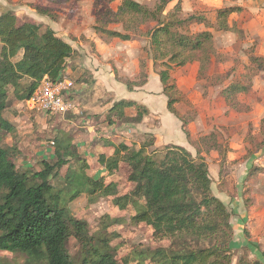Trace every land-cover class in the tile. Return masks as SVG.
Segmentation results:
<instances>
[{
    "label": "rangeland",
    "instance_id": "rangeland-1",
    "mask_svg": "<svg viewBox=\"0 0 264 264\" xmlns=\"http://www.w3.org/2000/svg\"><path fill=\"white\" fill-rule=\"evenodd\" d=\"M5 1L15 3L14 0ZM135 1L151 9L157 2ZM84 2L86 5L78 7L68 3L50 7L41 0L34 7L48 11L50 19L54 21L62 17L67 8L91 17L87 30L85 26L81 29L78 27L75 34L68 35L73 41L85 43V46L78 45L79 50L66 61L67 66H83L81 75L78 76L80 70L76 75L67 70L63 72V76L73 82L66 95L73 107L65 114L31 111L24 101L15 100L10 87L9 106L3 117L12 125L13 131L0 128V146L13 147V161L18 170H38L42 161L55 162L56 141H61V145H68L69 151L75 152L78 158L69 156L68 164L60 168L56 179L59 188H65L63 175L67 167L79 171L81 163L85 162L87 175L103 176L106 182L114 181L118 195H124L134 188L137 175L120 159L121 156L114 155L111 145L127 142L135 149L144 145L147 152L158 153L173 145H190L193 154L197 150L204 152L201 157L208 166L212 194L222 199L230 214L236 205L238 208L243 206L247 213L244 220L249 226L246 225L244 231H251L253 238L240 242L232 236L231 264H252L255 260L264 264V76L254 84V76L264 73V55L260 53L259 38L252 37L250 43L242 27L243 22L250 18L249 11L238 12L231 18L229 15L228 21L237 31L236 37L213 34L212 55L203 68H199V75L194 72L196 68L192 61L180 65V59L170 62L167 56L155 61L154 72L167 69L168 83L173 88L163 94L161 88L158 91L156 86L152 87L153 82L156 85V80L151 76V92L144 94H148L146 98L153 114L150 111L144 113L140 122L112 117L113 123H109V107L116 99L129 96V93L131 98L144 96L138 89L148 81L147 60L153 61L155 55L150 32L156 24L152 20L143 21L140 17L127 14L115 16L119 0ZM176 2L172 0L167 10ZM18 3L24 5L23 0ZM216 5L227 7L243 4L241 0H181L177 19H185L196 12L205 15L212 23ZM13 11H16L19 21L32 20L26 13H21L22 10ZM76 24L79 25V22L76 21ZM118 24L123 26H120L122 32L132 36L131 40L122 42L101 32L108 27H118ZM205 28L197 20L193 23L187 21L175 29L193 35ZM62 29H65V24ZM85 50L91 55L88 56ZM86 56L95 57L94 63H85ZM180 57L183 54L180 53ZM101 66L106 67V71L103 68L98 84L93 75L95 69ZM233 81L248 85L247 92L237 94L241 101L237 109L225 103L219 95L220 90ZM26 82L27 79L22 81L23 84ZM194 91L202 93V100L192 104L188 95ZM168 97L174 101L177 116L167 115L165 104ZM195 97L193 95V101ZM125 111L130 117L136 114L134 108ZM191 119L193 125L188 127ZM205 131L208 133L202 136ZM101 153L106 156L103 164L98 160ZM252 205L255 208L248 213ZM68 207L74 218L88 223L91 235L109 238L111 252L118 264H153L148 259L138 262L140 251L170 245L166 238H155L152 228L146 223L131 220L137 211L135 204L130 203L121 209L114 205L112 196L87 197L83 193L68 202ZM236 227L241 230L240 226ZM67 249L76 261H80L79 246L74 238L68 240ZM0 264H27V259L18 252L0 251Z\"/></svg>",
    "mask_w": 264,
    "mask_h": 264
},
{
    "label": "trees",
    "instance_id": "trees-1",
    "mask_svg": "<svg viewBox=\"0 0 264 264\" xmlns=\"http://www.w3.org/2000/svg\"><path fill=\"white\" fill-rule=\"evenodd\" d=\"M64 3L70 0H50ZM172 0H157L151 9L135 0H119L115 16L130 15L156 25L150 32L155 52L153 61L168 57L180 59V65L196 60L200 69L212 55L213 35L208 28L233 30L228 17L242 11L239 6L215 9L212 23L205 15L191 13L177 19L180 1L168 7ZM165 10H167L166 13ZM38 13L44 10L37 9ZM201 21L205 29L197 33H180L175 28L185 22ZM102 33L121 40L132 36L114 30ZM74 49L43 23L29 19L18 20L11 9L0 13V128L13 131L3 117L9 106L8 93L17 101L28 99L43 79L55 82L63 77L66 61ZM180 53L183 57H180ZM215 53V52H214ZM164 93L171 90L167 69L158 72ZM27 79L26 83H22ZM248 85L233 81L221 89L225 102L240 106L237 94L247 92ZM174 101L168 97L167 110L177 116ZM135 107L136 115L130 117L126 109ZM147 112L144 105L133 100L115 101L109 108L107 120L112 117L123 121L140 122ZM57 142L55 162H41V168L18 170L13 161V147L0 146V251L24 254L27 264H118L114 258L109 238L93 236L88 223L72 216L68 202L80 194L112 196L114 205L124 209L135 204L132 216L136 223L144 222L153 230V236L170 241L167 247L146 248L138 255V262L148 259L153 264H231L230 243L233 229L230 213L218 197L212 194L211 179L205 160L193 156L185 147L173 145L162 152H147L144 145L135 149L121 142L114 147V155L136 173V183L128 194L118 195L117 184L106 182L103 176L91 177L85 173L82 162L79 171L67 167L63 175L65 188H59L56 179L59 170L68 164V158H78L68 145ZM76 156V157H75ZM114 156V157H115ZM106 156L98 155L103 164ZM74 238L79 246L80 261L69 253L67 243ZM142 261V262H143ZM252 264H260L255 260Z\"/></svg>",
    "mask_w": 264,
    "mask_h": 264
},
{
    "label": "crops",
    "instance_id": "crops-1",
    "mask_svg": "<svg viewBox=\"0 0 264 264\" xmlns=\"http://www.w3.org/2000/svg\"><path fill=\"white\" fill-rule=\"evenodd\" d=\"M18 1L19 0H14L15 3L14 4H10L9 2L7 3L5 0H0V13L3 10H6V9H11V10L15 9L17 11H19V10L21 11L22 10L21 13L22 12L26 13L29 16V18L31 17L32 21L37 22V23H43V24L49 26L55 32V34L58 37H60L61 39L65 40L66 42H68L71 45V47L74 49V52L76 50H79V46H85V43L83 44L82 41H73L70 38H68V35L69 34H75V32L77 30H79V28L81 29L83 26H85L86 27L85 30H87L88 29L87 26H89L91 24V21H90L91 17L80 15V14L74 12L73 10H71L70 8H67L66 9V13L62 17H60V18L56 19V21H54V20L50 19V17H49L50 15H49L48 11L43 9L44 13H38V11H36L37 8L36 9L34 8L37 4H39L41 2V0H23L24 5H21L19 3L17 4ZM43 1H45L44 4H46V6H50V7L52 5H57L58 6L59 4H64V3H66V4L68 3V5H72V6L75 5V6L78 7L79 5H82V4L86 5V3L84 1H89V0H70V1L64 2V3H56V2H52L50 0H43ZM76 1L78 3L77 5H76ZM241 2H242L243 5H238V6L241 7V8L243 7L242 11H246V9H247L249 11L248 13L250 14V18L247 21H244L243 24H242V27L244 28V31L246 32V34H248V38L247 39L251 43L252 42L251 41L252 37L253 38L254 37L259 38L258 40L261 41L260 44L258 45L261 48L260 53L264 55V5H263L264 0H241ZM221 6L220 5H216V8H220ZM242 11H240V14L243 13ZM236 13H238V12H234V13L230 14V18H231V15L233 16ZM248 13H246V15ZM61 18H63V19H61ZM234 20H236V18ZM76 21L79 22V25L76 24ZM228 22H229V26L231 27L232 26L231 21H228ZM64 24H65V29H62ZM96 25L97 24H94V26H96ZM117 26L118 27H111V28L108 27L106 29L124 33V32L121 31V28H120V26H122V25L118 24ZM122 28H123V26H122ZM208 30L212 32V35L216 34V33H218V34L222 33L220 36L227 35V34L230 35L231 34L233 37H236L235 32H237V31H234V30H228V31L215 30L214 28H208ZM213 31H216V32L213 33ZM90 39L92 40L93 37H91ZM121 41L124 42V41H129V40H121ZM97 49L100 50L99 47H97ZM85 51L88 53V56L91 55L88 50H85ZM100 52H102V51H100ZM85 58H86L85 63H87V62L89 63V61L91 63H94V58L95 57L88 58L86 56ZM102 58H105V57L102 55ZM72 61H74V60H72ZM192 62H193V64H195L194 67L196 68L194 72L197 75H199V73H198L199 72V68H200L199 62H197V61H192ZM153 65H154V61H152V59H148L147 60V67H148L147 68V71H148L147 73L149 74L148 81L144 85L142 84L143 86H141L138 89V90H140L141 94H143L144 96H142V97L140 96V99H136V98H131L130 93H129V96H123L122 98L116 99L115 101H118V100H121V99L133 100L138 105H144L146 107V109H147V112L150 111V113L153 114L154 111L151 108L150 103L147 102V98L146 97H147L148 94H144V93H146V91H147V93L151 92L150 91V86L151 85L149 84L150 81H151V79H150L151 76H152L153 80H156V85H154V82H153V86L152 87L155 88V86H156L158 88L157 89L158 91H160V88H161L163 94H166V93H164L163 84H162V82L160 80L159 74L154 72ZM106 66H108L107 63H106ZM82 67L83 66H80L79 64L77 66L75 64H73L72 66H67L66 65L64 71L67 70V71L71 72L72 74L76 75L77 74L76 72L80 70L79 74H78V76H80L81 75V71L84 70ZM103 68H105L104 70L106 71V67H103V66L99 67L98 69L96 68L95 71H94V75L93 76H94V79H97V83L98 84L100 83V80L98 78H100V75H101V72H102ZM110 75H111V73H110ZM262 76H264L263 72L262 73L260 72L257 75H255L254 76V84L257 83V80L262 79L263 78ZM108 79H109V77H108ZM152 92H154V90H152ZM240 93H243V92H240ZM240 93H238V94H240ZM201 94L202 93H198L197 91H194V92H191L190 95H188V98L190 99V101L193 102L192 104L199 103L202 100ZM193 95L196 96L194 101H193ZM219 95L225 101L224 97L220 94V92H219ZM237 99H238L239 102H241L239 97ZM166 105H167V101H166L165 106ZM130 108H134L135 109V107H130ZM166 109H167V107H166ZM150 113H149V115H150ZM171 114L172 113H170L169 111L167 112V115L169 117H172L173 114L172 115ZM135 115H133V116H135ZM142 119H143V117H142ZM192 120L193 119H191L189 121L190 123L188 124V127L193 125ZM206 133H208V132L205 131V134H203L202 136L206 135ZM191 135L195 137L194 134H191ZM194 137H191V138H194ZM189 144H191V143H189ZM182 146L185 147L193 156H196V153L198 152V150L193 154V151H192V148L190 147V145H184L183 144ZM203 154H204L203 151L199 152L200 156H203ZM216 197H218V196H216ZM218 198L222 201V199L220 197H218ZM254 208H255L254 205L250 206L249 210H248V213H250L251 210L254 209ZM242 209H243V211H242ZM232 212L233 213L230 214V218L229 219H230V223L232 225L233 235L236 237V239L239 240L240 242H244V241H247V239L250 240V238H253L252 235L250 234L251 231H250V233H249L248 230H247L246 233L244 231V229L247 228L246 225L249 226L248 222H246L244 220V219H246L245 216L247 214V213H245V208L243 206L241 208H238L237 205H236V207L232 208ZM236 226H240L241 230H239Z\"/></svg>",
    "mask_w": 264,
    "mask_h": 264
},
{
    "label": "built area",
    "instance_id": "built-area-1",
    "mask_svg": "<svg viewBox=\"0 0 264 264\" xmlns=\"http://www.w3.org/2000/svg\"><path fill=\"white\" fill-rule=\"evenodd\" d=\"M72 87L73 82L64 76L55 82L43 79L32 95L24 100V103L31 111L65 114L73 107V104L66 98Z\"/></svg>",
    "mask_w": 264,
    "mask_h": 264
}]
</instances>
